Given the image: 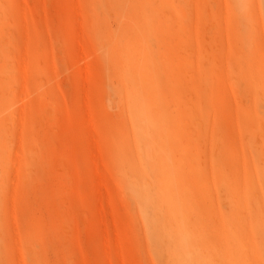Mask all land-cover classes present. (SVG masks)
<instances>
[{"label": "rangeland", "instance_id": "374dc122", "mask_svg": "<svg viewBox=\"0 0 264 264\" xmlns=\"http://www.w3.org/2000/svg\"><path fill=\"white\" fill-rule=\"evenodd\" d=\"M0 264H264V0H0Z\"/></svg>", "mask_w": 264, "mask_h": 264}]
</instances>
